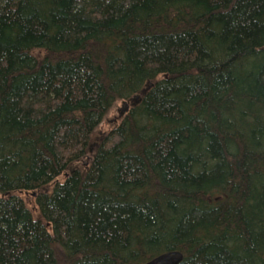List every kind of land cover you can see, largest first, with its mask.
<instances>
[{
	"label": "trees",
	"instance_id": "1",
	"mask_svg": "<svg viewBox=\"0 0 264 264\" xmlns=\"http://www.w3.org/2000/svg\"><path fill=\"white\" fill-rule=\"evenodd\" d=\"M172 251L264 264V0H0V264Z\"/></svg>",
	"mask_w": 264,
	"mask_h": 264
},
{
	"label": "rangeland",
	"instance_id": "2",
	"mask_svg": "<svg viewBox=\"0 0 264 264\" xmlns=\"http://www.w3.org/2000/svg\"><path fill=\"white\" fill-rule=\"evenodd\" d=\"M34 54L38 56H43L45 54L44 51H35ZM124 109V110H123ZM128 110V105H126V101H118L113 107L109 110V112L105 115L102 123L96 128L91 144L89 147V152H94L96 145L100 142V140L106 135L110 134L112 130L117 128L121 121L123 120L125 111ZM25 200L27 207L31 209L33 212L35 209V198L31 193L22 194L21 195ZM37 213L34 212V216L36 217Z\"/></svg>",
	"mask_w": 264,
	"mask_h": 264
},
{
	"label": "water",
	"instance_id": "3",
	"mask_svg": "<svg viewBox=\"0 0 264 264\" xmlns=\"http://www.w3.org/2000/svg\"><path fill=\"white\" fill-rule=\"evenodd\" d=\"M183 260V255L179 252H168L160 257L155 258L147 264H180Z\"/></svg>",
	"mask_w": 264,
	"mask_h": 264
},
{
	"label": "bare ground",
	"instance_id": "4",
	"mask_svg": "<svg viewBox=\"0 0 264 264\" xmlns=\"http://www.w3.org/2000/svg\"><path fill=\"white\" fill-rule=\"evenodd\" d=\"M127 105V104H126ZM128 109H129V106H128ZM127 111V110H126ZM172 252H177V251H172ZM166 253H168V252H166ZM180 253V252H179ZM163 254H165V253H163ZM163 254H161V255H163ZM161 255H159V256H157V257H160ZM157 257H155V258H157ZM154 258V259H155ZM154 259H151L150 261H148L147 263H149V262H151V261H153ZM183 261V260H182ZM147 263H145V264H147Z\"/></svg>",
	"mask_w": 264,
	"mask_h": 264
}]
</instances>
